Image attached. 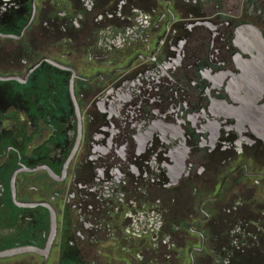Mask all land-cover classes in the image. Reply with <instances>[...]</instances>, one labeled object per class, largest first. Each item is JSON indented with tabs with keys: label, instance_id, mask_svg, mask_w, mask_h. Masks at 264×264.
<instances>
[{
	"label": "flooded vegetation",
	"instance_id": "af4514ba",
	"mask_svg": "<svg viewBox=\"0 0 264 264\" xmlns=\"http://www.w3.org/2000/svg\"><path fill=\"white\" fill-rule=\"evenodd\" d=\"M46 245L0 264H264V0H0V252Z\"/></svg>",
	"mask_w": 264,
	"mask_h": 264
},
{
	"label": "water",
	"instance_id": "95a60500",
	"mask_svg": "<svg viewBox=\"0 0 264 264\" xmlns=\"http://www.w3.org/2000/svg\"><path fill=\"white\" fill-rule=\"evenodd\" d=\"M53 237H54V234H53V223H52V228H51V231H50V234H49L47 245L50 244V242L53 239ZM47 245H46L44 253L42 251H39V250H37L35 248H31V247H19V248H15V249H11V250L1 251L0 252V258H9V257L23 255V254H28V253L46 255L47 254V249H48Z\"/></svg>",
	"mask_w": 264,
	"mask_h": 264
},
{
	"label": "rangeland",
	"instance_id": "374dc122",
	"mask_svg": "<svg viewBox=\"0 0 264 264\" xmlns=\"http://www.w3.org/2000/svg\"><path fill=\"white\" fill-rule=\"evenodd\" d=\"M21 259H24V258H17L16 260H17V261H20Z\"/></svg>",
	"mask_w": 264,
	"mask_h": 264
}]
</instances>
